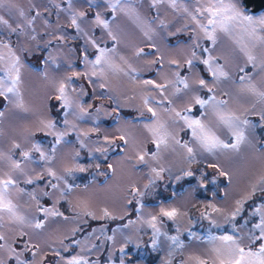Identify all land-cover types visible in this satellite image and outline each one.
I'll use <instances>...</instances> for the list:
<instances>
[{
    "label": "snow or ice",
    "instance_id": "1",
    "mask_svg": "<svg viewBox=\"0 0 264 264\" xmlns=\"http://www.w3.org/2000/svg\"><path fill=\"white\" fill-rule=\"evenodd\" d=\"M32 60L52 93L44 111L21 91ZM13 110L36 118L0 150V264H101L91 254L118 232L130 243L129 226L150 230L160 264H264V166L235 188L220 163L247 148L264 164V0H0V121ZM117 165L147 178L129 186L127 223L128 212L90 207L96 178ZM189 178L186 196L207 201L182 210L160 198ZM90 219L120 223L107 235ZM193 244L203 252L185 256Z\"/></svg>",
    "mask_w": 264,
    "mask_h": 264
},
{
    "label": "rangeland",
    "instance_id": "2",
    "mask_svg": "<svg viewBox=\"0 0 264 264\" xmlns=\"http://www.w3.org/2000/svg\"><path fill=\"white\" fill-rule=\"evenodd\" d=\"M15 2L27 9L30 0H15ZM146 8L147 4L144 5L145 10ZM149 15H154V13H150ZM173 15L174 13H172L170 10L162 9L161 18L171 19ZM52 19L53 21H55V16H53ZM61 22L64 23L66 21L62 18ZM183 22V19H181L178 23L175 24V27H179ZM175 27L172 30H175ZM230 47L231 42L228 41L227 38H222L218 51H228ZM46 54L47 53H45V55ZM256 54L260 55L259 49L256 50ZM240 62L243 63V58L240 59ZM31 67L32 71L26 72L24 75V83L21 86V91L23 93V97L27 107L34 111H44L46 96L51 95L52 93L49 91L45 82L38 75L39 70L42 68V65H39L37 61L32 60ZM50 103L54 104L55 101L53 100ZM122 111L129 112L131 111V109H123ZM35 118L36 117L31 113L18 112L17 110H13L12 112L7 113L6 117L2 121H0V131L3 132V135L0 136V150L7 151V149L10 147L11 139L16 138L17 140H19L20 130L24 127L31 128L33 126ZM109 123H111V121H109ZM260 134L264 136V130H261ZM37 137L43 138V134L37 133ZM256 156L257 154L252 150L245 148L238 155L234 156L231 159H225L223 157L220 159V163L222 164V166L226 170L233 173V187L243 188L251 179H253L256 175H259L260 169L262 168V166H264V164H262V162L257 159ZM114 160L115 156H113V158L110 159L108 163H113ZM168 161L174 162V157L168 156L165 162L167 163ZM201 166L202 165H194L193 167L195 168ZM106 168L107 164L102 163L101 170L103 171ZM208 172L214 174L211 169H209ZM80 175L86 177L84 181L85 183H87L88 180L91 179V177H89L87 173ZM146 179L147 178L145 176H141L139 173H135L129 170L127 166L117 165L114 173L109 171L107 176H98L96 178V182L91 186L90 191L94 193L90 205L91 210L94 211L97 216L101 215L100 210L102 208H108L110 212H113L117 216L123 215L124 212H128V217L124 219L123 223H127L128 219L135 220L136 217L132 215L131 209L124 207L125 200L127 199V192L129 186L132 183H135L137 186H142L143 183L146 182ZM220 179L221 181H223V184L221 185L222 187L227 184L226 179ZM194 184L195 181L191 180V178H189L188 183L180 181L177 184H169L167 186H164L162 184L161 189L159 190L160 198H162L166 203L176 204L178 207H181L182 210L185 207H188L189 204L195 203L197 200L207 201L209 199V196L203 190L197 193H193L191 198L186 196L187 190L189 189L190 185ZM173 192L176 193V196H172ZM217 199L219 200L220 197H217ZM21 203L23 202L21 201ZM147 203L150 207H153L159 203V199H149ZM191 211L195 213L194 209H192ZM119 223V220H89V224L92 227L98 228L100 224H105L107 226V235H112L111 228H115ZM203 223L206 224V222ZM185 226H187L186 223L181 225V227ZM165 227H171L173 229L171 234H175L174 226L172 225L171 221L167 222ZM90 230V228L87 229V231ZM192 230L203 234V229L200 227L199 223L193 225ZM123 233L124 235H130L133 237L130 243H127L125 245L123 237L118 232L115 242L107 241L104 246L106 250L101 251L99 254L93 252L89 258H99L101 264H107L108 255L109 252H111V264H119L120 258L122 256L125 258L126 264H160L161 259L165 257L164 251L156 252L151 248L149 240L150 230L148 234H144L142 232L136 233L133 226H129L128 229L123 230ZM137 235L140 236L139 242H137L136 240ZM122 245H124L125 250L123 253H120L119 248ZM189 252L202 253L203 246H197L193 244L191 248L185 251V256H187Z\"/></svg>",
    "mask_w": 264,
    "mask_h": 264
},
{
    "label": "water",
    "instance_id": "3",
    "mask_svg": "<svg viewBox=\"0 0 264 264\" xmlns=\"http://www.w3.org/2000/svg\"><path fill=\"white\" fill-rule=\"evenodd\" d=\"M250 9V11H252V9L251 8H249Z\"/></svg>",
    "mask_w": 264,
    "mask_h": 264
}]
</instances>
